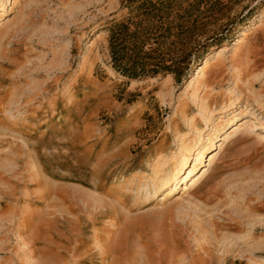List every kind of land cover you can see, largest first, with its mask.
Listing matches in <instances>:
<instances>
[{
    "label": "rangeland",
    "instance_id": "rangeland-1",
    "mask_svg": "<svg viewBox=\"0 0 264 264\" xmlns=\"http://www.w3.org/2000/svg\"><path fill=\"white\" fill-rule=\"evenodd\" d=\"M0 264H264V0H0Z\"/></svg>",
    "mask_w": 264,
    "mask_h": 264
},
{
    "label": "bare ground",
    "instance_id": "bare-ground-1",
    "mask_svg": "<svg viewBox=\"0 0 264 264\" xmlns=\"http://www.w3.org/2000/svg\"><path fill=\"white\" fill-rule=\"evenodd\" d=\"M205 70L203 69V72ZM247 125H249V128H252L253 130L260 128L263 126V124L260 121H256V120H246L245 121ZM193 152L192 148H188L187 149V153H185V157L183 160H181L179 162V164H177L178 166L176 167L177 172L175 173V169H173L172 173L173 175H171L170 177H165L160 179L159 181V185L156 188V194L162 190H166L165 196H168L170 194V190L168 186H170V188L172 189H176L177 185L179 183H185L183 186V190L187 191L189 188H191V186L195 183L196 179L195 177H193V172H194V166H196L195 164L199 161L202 160L203 157V151L200 152V154L195 158L197 161L195 162V164H193L192 169L189 170L187 172V174L185 176H183L180 179V174L186 169V164L189 160V155ZM175 173V174H174ZM186 173V171H185ZM197 175V174H196Z\"/></svg>",
    "mask_w": 264,
    "mask_h": 264
}]
</instances>
